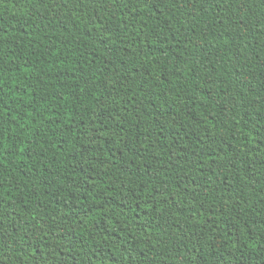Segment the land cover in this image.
Here are the masks:
<instances>
[{
	"label": "trees",
	"instance_id": "obj_1",
	"mask_svg": "<svg viewBox=\"0 0 264 264\" xmlns=\"http://www.w3.org/2000/svg\"><path fill=\"white\" fill-rule=\"evenodd\" d=\"M0 264H264V0H0Z\"/></svg>",
	"mask_w": 264,
	"mask_h": 264
}]
</instances>
